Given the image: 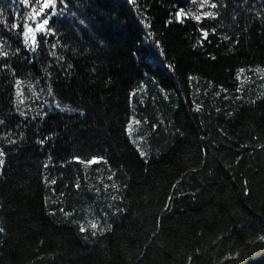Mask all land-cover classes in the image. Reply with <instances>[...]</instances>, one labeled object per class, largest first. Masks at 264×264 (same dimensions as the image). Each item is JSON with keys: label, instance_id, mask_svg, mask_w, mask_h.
<instances>
[{"label": "trees", "instance_id": "obj_1", "mask_svg": "<svg viewBox=\"0 0 264 264\" xmlns=\"http://www.w3.org/2000/svg\"><path fill=\"white\" fill-rule=\"evenodd\" d=\"M65 2L70 10L53 21L58 34L34 56L23 51L18 31L0 26V43L9 52L7 61L0 57V119L6 120L0 126L6 152L0 168V264H264L258 239L264 231V101L257 99L264 95V74L253 71L264 68V27L256 16L264 0H210L218 6L215 21L169 26L165 21L177 0H138L140 12L132 0ZM179 2L200 12L199 0ZM13 9L26 11L18 0H0L9 27L16 19ZM142 14L166 57L144 46ZM17 47L21 52L12 55ZM241 67L245 72L237 81ZM17 79L21 109L29 115L47 111V101L53 110L46 117H19L12 104ZM49 84L55 101L46 91ZM55 102L77 111L61 112ZM132 117L141 120L133 138L144 158L123 133ZM9 130L17 140L24 133L19 147L3 141ZM53 133L45 146L35 142ZM93 154L108 163L85 166L73 159ZM113 173L118 192L108 180ZM111 195L120 199L113 202ZM69 205L80 223L93 217L102 223L106 210L116 214L107 226L79 234L75 224L59 222V209Z\"/></svg>", "mask_w": 264, "mask_h": 264}, {"label": "snow or ice", "instance_id": "obj_2", "mask_svg": "<svg viewBox=\"0 0 264 264\" xmlns=\"http://www.w3.org/2000/svg\"><path fill=\"white\" fill-rule=\"evenodd\" d=\"M133 4L137 6V11H141L140 6L138 5V0H132ZM186 2H190L191 4H196L197 0H186ZM245 4L248 3V0H244ZM19 5H22L26 11L21 13L19 9H13V14L15 15L16 19L14 22L10 23L9 27V22L5 16H0V26H3L6 30L8 31H18L20 34V39L19 43L22 46L23 51L27 53H31L33 56L37 53V49L41 46V43L44 45H48L50 38H54L57 34L59 29L54 26L53 21L56 18H62L65 16L66 12H68L69 9V3H66L65 0H59L60 7L58 8V0H18ZM199 5H200V12H193L190 9L186 10L185 6L177 0V3L175 5L176 9L174 12L170 13L169 18L165 21V25L169 26L174 23L178 24H184L187 19H190L192 21L197 22L198 24L201 21L207 20V21H215L218 17V11H213L214 9H217V3L215 2H210V0H199ZM205 6L209 10H205ZM77 12L76 11H71V16L76 17ZM21 16L23 17V23L21 25L20 19ZM256 16L259 18L258 19V24L262 27H264V11H258L256 13ZM140 25L143 27V29L147 30L145 32L144 37L142 38V41L144 43V46L147 49H154L156 55L159 57H166V52L163 47V42L162 40L158 37V34L155 33L153 30H151L152 25L150 22L147 21V17L143 16L139 20ZM79 25H85V19H80L79 20ZM211 31L215 33L216 29L212 28ZM201 35L204 38V40L208 39L209 36V31L204 28L203 26L201 27ZM223 40L227 41L231 39L228 35H224L222 37ZM109 43V42H108ZM52 49H55L57 47L56 44L51 45ZM4 45L0 43V57H3L5 61H7L9 57V52L3 50ZM231 51V49H229ZM21 52V47H17L13 50L12 55H18ZM139 54L140 52L137 51L135 55ZM52 55H55V52L52 53ZM149 58H151V54L148 55ZM215 59V57H212ZM62 60L63 57H60ZM143 62V59H142ZM161 63H164L162 60ZM166 68L169 70H172L174 68V65L171 63V61H168L166 63ZM33 67H35V63L33 62ZM73 67L72 64H68L67 68L71 69ZM4 68L6 71L11 72L12 69L8 66L7 63L4 64ZM253 71H256L258 73L264 74V68H258V69H253ZM245 72V68L241 67L237 70L235 79L237 81H240L242 79L241 74ZM189 79H193V77H189ZM16 83V90H15V99L12 101V104L15 108L16 113H18L19 117L23 118L24 121H36L38 118L43 119L46 117L49 112L53 110V104L48 103L47 101H44L43 103L46 104L47 106V111H44L43 108L40 110H36L33 114L29 115V113L26 110L21 109V105L24 103V100L22 98L23 94L20 90V83L21 81L17 79L15 81ZM107 84H111L112 82L109 80L106 82ZM152 83H156V81H152ZM140 87H143L141 84ZM47 93L49 96L52 97L53 101H55V97L53 96L54 89L51 84L47 86L46 89ZM161 92L164 91V88L160 89ZM221 92H227V89L221 88ZM237 91H240L239 88H237ZM131 96L135 95V92H131ZM219 95V93H217ZM168 97L165 96V99ZM257 99L264 101V95H259L257 96ZM254 103V101H247ZM54 107L56 109H59L61 112L64 111H77L76 109H67V108H61V105L59 102H55ZM194 111L196 113H200L202 111L201 105L199 103L195 104ZM220 109L217 108V112H219ZM79 115L81 117L87 118L85 115L84 111H79ZM227 115L231 116L232 113H227ZM6 125V120L5 119H0V126H5ZM141 125V120L137 119L135 117H132L127 120L126 126L123 128V133L130 138V142L133 146L138 145L137 139L133 138L134 137V126H140ZM156 125L153 124L152 127H155ZM18 128L24 127L23 124H18ZM37 131H39V126L37 125ZM179 135H184L179 129L176 130ZM17 135V133L13 130H9L6 135L3 137V141L6 142L8 145H16L19 147L21 142H23L26 138L24 136L23 132L19 133V140L15 139L14 137ZM57 135L55 133L49 134L43 137H38L36 139V143L39 144L41 147L45 146L46 143L50 140H53L54 136ZM264 147V146H262ZM136 152L138 153V156L140 158L146 157L147 153L142 149V147L137 146L136 147ZM5 156L6 152L4 147L0 146V168H2L5 164ZM51 159V157H49ZM75 161H77L81 165L89 166V165H95V164H100V163H108V160L104 159L103 156L93 154L90 159H81L79 155L75 156L73 158ZM45 168L48 167V164L44 165ZM121 172V175H126L124 172L123 168L119 169ZM113 173L112 175L108 176L109 181H113ZM47 180V178H45ZM51 184L55 185L56 180L52 179ZM105 189L109 187V185L105 184L104 185ZM111 187L116 190L117 192L119 189H117V186L115 182L113 181ZM76 188H80V184H76ZM120 199L118 195H111V200L113 202L117 201ZM171 198H169L170 200ZM53 203H56V201H53ZM115 204H109L108 208H114ZM2 207V205H0ZM72 206L69 205V210H65L64 207H61L59 209V212L62 214L63 218L59 222L61 223H73L76 225L78 229L79 234H87L89 229L92 231H96L98 229H101L102 227L107 226V221L110 219V215L116 214L113 211H105V215L99 219H101L103 222L98 223L97 217H93L90 220L86 221V223H80V218L77 217L74 212L71 210ZM117 212L123 211L122 209H116ZM49 216L55 217L56 213L49 211L48 212ZM0 232H3V228L0 227ZM258 239L261 241V243H264V231H261L258 233Z\"/></svg>", "mask_w": 264, "mask_h": 264}]
</instances>
